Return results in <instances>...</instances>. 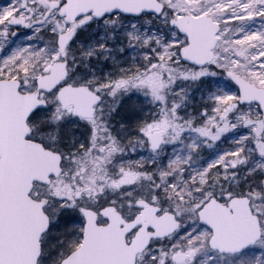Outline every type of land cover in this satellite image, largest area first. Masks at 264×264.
<instances>
[{
    "label": "snow or ice",
    "instance_id": "obj_1",
    "mask_svg": "<svg viewBox=\"0 0 264 264\" xmlns=\"http://www.w3.org/2000/svg\"><path fill=\"white\" fill-rule=\"evenodd\" d=\"M0 264H264V0L0 5Z\"/></svg>",
    "mask_w": 264,
    "mask_h": 264
},
{
    "label": "flooded vegetation",
    "instance_id": "obj_2",
    "mask_svg": "<svg viewBox=\"0 0 264 264\" xmlns=\"http://www.w3.org/2000/svg\"><path fill=\"white\" fill-rule=\"evenodd\" d=\"M6 3V0H0V5Z\"/></svg>",
    "mask_w": 264,
    "mask_h": 264
}]
</instances>
